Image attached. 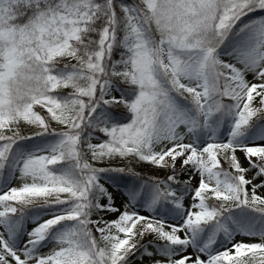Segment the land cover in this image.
<instances>
[{
    "label": "snow or ice",
    "instance_id": "6c2138e0",
    "mask_svg": "<svg viewBox=\"0 0 264 264\" xmlns=\"http://www.w3.org/2000/svg\"><path fill=\"white\" fill-rule=\"evenodd\" d=\"M0 264H264V0H0Z\"/></svg>",
    "mask_w": 264,
    "mask_h": 264
}]
</instances>
